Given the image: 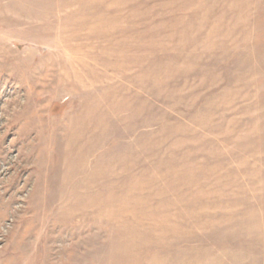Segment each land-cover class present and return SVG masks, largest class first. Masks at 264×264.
<instances>
[{
    "label": "rangeland",
    "instance_id": "1",
    "mask_svg": "<svg viewBox=\"0 0 264 264\" xmlns=\"http://www.w3.org/2000/svg\"><path fill=\"white\" fill-rule=\"evenodd\" d=\"M0 264H264V0H0Z\"/></svg>",
    "mask_w": 264,
    "mask_h": 264
}]
</instances>
